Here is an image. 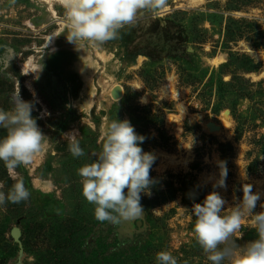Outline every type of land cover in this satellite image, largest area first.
<instances>
[{
    "label": "rangeland",
    "instance_id": "374dc122",
    "mask_svg": "<svg viewBox=\"0 0 264 264\" xmlns=\"http://www.w3.org/2000/svg\"><path fill=\"white\" fill-rule=\"evenodd\" d=\"M67 34L61 0H0V108L19 93L46 136L14 170L30 198L0 206V264H157L165 250L177 264H210L194 203L216 191L226 210L249 184L264 211V0H165L99 46ZM114 118L156 157L144 212L115 225L95 219L77 174ZM14 182L0 161V190ZM237 235L241 246L257 238L250 217Z\"/></svg>",
    "mask_w": 264,
    "mask_h": 264
},
{
    "label": "clouds",
    "instance_id": "9594fccd",
    "mask_svg": "<svg viewBox=\"0 0 264 264\" xmlns=\"http://www.w3.org/2000/svg\"><path fill=\"white\" fill-rule=\"evenodd\" d=\"M164 4L165 0H61L67 18L66 39L75 46L81 41L104 45L119 39L121 30L133 25L138 15ZM11 104L7 110L0 108V129L6 132L0 137V161L15 182L7 193L0 190V206L30 198L24 180L17 179L14 170L30 165L46 139L32 116L33 104L21 99L19 93ZM72 134H66L70 137L68 150L74 158L83 157L84 149ZM144 139L129 120L114 118L107 123L96 158L77 169L81 194L94 206L96 220L115 225L137 219L144 212L141 194L151 195L154 181L150 171L156 159L140 146ZM218 186H224L223 179ZM259 199L260 194L245 184L243 197L234 207L225 210L226 201L216 191L207 194L203 203L193 204L194 239L210 264H264V211L254 212ZM245 217L251 218L257 238L241 246L237 240L242 237L237 233ZM155 259L157 264H177V259L166 250L156 253Z\"/></svg>",
    "mask_w": 264,
    "mask_h": 264
},
{
    "label": "bare ground",
    "instance_id": "6f19581e",
    "mask_svg": "<svg viewBox=\"0 0 264 264\" xmlns=\"http://www.w3.org/2000/svg\"><path fill=\"white\" fill-rule=\"evenodd\" d=\"M194 2L196 1V2H198V1H200V0H193ZM216 62H218V60H215ZM25 67H26V65H25ZM226 114V113H225Z\"/></svg>",
    "mask_w": 264,
    "mask_h": 264
},
{
    "label": "water",
    "instance_id": "95a60500",
    "mask_svg": "<svg viewBox=\"0 0 264 264\" xmlns=\"http://www.w3.org/2000/svg\"><path fill=\"white\" fill-rule=\"evenodd\" d=\"M15 233L17 232V231H14ZM16 235V234H15Z\"/></svg>",
    "mask_w": 264,
    "mask_h": 264
}]
</instances>
